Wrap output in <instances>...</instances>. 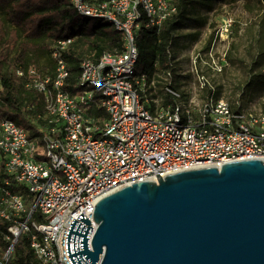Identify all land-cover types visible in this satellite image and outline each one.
I'll return each instance as SVG.
<instances>
[{
  "label": "built area",
  "instance_id": "1",
  "mask_svg": "<svg viewBox=\"0 0 264 264\" xmlns=\"http://www.w3.org/2000/svg\"><path fill=\"white\" fill-rule=\"evenodd\" d=\"M70 1L82 15L104 18L121 31L123 50L82 61V89L75 93L66 88L70 68L61 52L70 38L52 53L53 75L34 66L17 70L28 88L45 97L50 126L33 137L15 121L0 120V220L9 224L0 234V264H15L12 253L22 234L42 263L72 264L66 242L81 243L66 241L73 219L87 226L77 218L83 212L94 226L100 199L126 185L264 159V111L216 96L197 104L170 87L166 92L175 103L148 95L150 76L136 72L137 37L144 29L160 31L177 11L175 0Z\"/></svg>",
  "mask_w": 264,
  "mask_h": 264
},
{
  "label": "water",
  "instance_id": "2",
  "mask_svg": "<svg viewBox=\"0 0 264 264\" xmlns=\"http://www.w3.org/2000/svg\"><path fill=\"white\" fill-rule=\"evenodd\" d=\"M77 218L72 264H264V159L137 181L100 199L94 226Z\"/></svg>",
  "mask_w": 264,
  "mask_h": 264
},
{
  "label": "trees",
  "instance_id": "3",
  "mask_svg": "<svg viewBox=\"0 0 264 264\" xmlns=\"http://www.w3.org/2000/svg\"><path fill=\"white\" fill-rule=\"evenodd\" d=\"M175 3L177 11L163 23L160 31L144 29L138 35V74L151 76L157 70L175 71L172 47L176 30L199 1L175 0ZM69 38L71 43L61 52L70 68L66 88L75 93L82 89L78 85L82 61L89 57L96 61L106 52H121L123 33L104 18L82 15L70 0H0V120L15 121L33 137L47 133L50 124L45 97L28 88L17 70L34 66L40 74L53 75L56 62L52 53L60 41ZM256 54L254 63L264 62V45L259 46ZM168 86L179 89L178 83ZM175 101L171 94L163 95L165 104ZM92 112L105 116L101 108H93ZM2 175L1 172L0 178ZM8 225L0 220V234L8 232ZM12 257L15 264H44L24 234L20 235Z\"/></svg>",
  "mask_w": 264,
  "mask_h": 264
},
{
  "label": "rangeland",
  "instance_id": "4",
  "mask_svg": "<svg viewBox=\"0 0 264 264\" xmlns=\"http://www.w3.org/2000/svg\"><path fill=\"white\" fill-rule=\"evenodd\" d=\"M198 1L176 30L175 71H155L148 95L163 97L178 83L197 104L216 96L264 111V62L254 63L264 45V0Z\"/></svg>",
  "mask_w": 264,
  "mask_h": 264
}]
</instances>
